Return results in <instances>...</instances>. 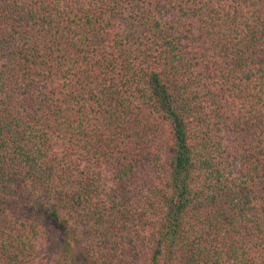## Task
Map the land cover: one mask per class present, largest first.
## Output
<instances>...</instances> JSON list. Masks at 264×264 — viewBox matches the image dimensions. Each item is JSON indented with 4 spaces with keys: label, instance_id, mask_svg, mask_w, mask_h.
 Here are the masks:
<instances>
[{
    "label": "trees",
    "instance_id": "1",
    "mask_svg": "<svg viewBox=\"0 0 264 264\" xmlns=\"http://www.w3.org/2000/svg\"><path fill=\"white\" fill-rule=\"evenodd\" d=\"M0 264H264V0H0Z\"/></svg>",
    "mask_w": 264,
    "mask_h": 264
},
{
    "label": "rangeland",
    "instance_id": "2",
    "mask_svg": "<svg viewBox=\"0 0 264 264\" xmlns=\"http://www.w3.org/2000/svg\"><path fill=\"white\" fill-rule=\"evenodd\" d=\"M163 144L165 145V148H164V150H165V153L167 152V147H168V144H167V141H166V134H164V136H163Z\"/></svg>",
    "mask_w": 264,
    "mask_h": 264
}]
</instances>
